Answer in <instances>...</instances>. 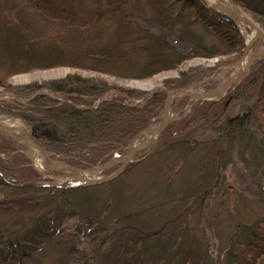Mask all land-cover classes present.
<instances>
[{
    "label": "rangeland",
    "instance_id": "1",
    "mask_svg": "<svg viewBox=\"0 0 264 264\" xmlns=\"http://www.w3.org/2000/svg\"><path fill=\"white\" fill-rule=\"evenodd\" d=\"M201 1L217 7L222 14L226 13L224 6L230 5L229 0ZM240 10L260 27L252 14ZM234 22L245 49L240 58L230 63L238 53L228 52L227 41L211 31L193 11L181 10V4L172 0H0L3 45L0 104L16 101L2 84L19 87L43 84L72 73L100 77L151 93L166 89L163 81L167 78H177L188 69L206 68L204 79H214V88L196 87L194 92L214 90L227 80L237 81L238 75L247 70L251 57L264 50V35L255 40V27L240 25L237 19ZM261 30L264 34V29ZM253 40L252 48L243 58L246 45ZM15 42L19 43L17 50H12L13 47L8 50ZM258 55L256 58H264V54ZM178 56L186 59L177 69L147 79L130 77L141 74L151 62L176 60ZM241 59L242 72L238 66ZM56 61L74 63L77 68L58 66L14 74L3 71L14 69L18 62L37 67L53 65ZM235 84L239 82L230 85L222 97L206 101H228ZM49 94L57 97L53 92ZM25 98V94L20 98L23 103ZM183 98L188 97L179 99ZM192 100L188 98L180 107L181 113ZM132 102L144 104L143 98ZM166 102L167 98L165 105ZM173 104L176 108L178 100ZM165 105L159 117L152 119V127L161 122ZM174 106L172 116L178 115ZM234 108L228 114L247 117L252 113L248 106L239 114ZM0 116L21 121L32 137L30 126L19 114L0 111ZM217 123L214 132L199 130L190 148L184 147L187 145L184 143L148 156L147 148L157 137L139 151L144 159L134 156L138 160L135 165L130 168L128 165L112 181L96 186L77 187L79 182L68 169L49 164L36 149L32 155L31 148L22 142L24 150L17 153L38 172L40 184L67 191L64 195L61 191L52 194L50 207L39 219L49 226L54 220L58 231L74 229L82 242L80 252L89 258L88 262L93 263L94 257L96 264H245L233 249L249 233L264 229V201L256 198L253 190L259 182L254 171L259 169L264 152L250 139L248 125L243 130L234 122L231 130L236 134L230 138L221 126L218 128L221 122ZM179 135L188 138L186 132ZM148 136L143 134L137 143ZM63 161L69 165L65 158ZM119 165L90 171L87 177L103 179ZM15 191L1 186L0 196ZM65 239L50 235L36 255L21 264H78L76 254L66 251ZM141 240L151 245L147 255L143 254ZM246 254L251 257L250 253ZM257 264H264V258Z\"/></svg>",
    "mask_w": 264,
    "mask_h": 264
},
{
    "label": "trees",
    "instance_id": "2",
    "mask_svg": "<svg viewBox=\"0 0 264 264\" xmlns=\"http://www.w3.org/2000/svg\"><path fill=\"white\" fill-rule=\"evenodd\" d=\"M109 1L112 0H107ZM172 2L180 3L181 10L193 11L197 18L203 19L211 31L224 42L227 41L230 49L228 52L238 53L236 58L229 60L230 63L241 57L245 44L232 18L207 7L201 0H172ZM234 2L240 9L252 14L264 29V0H234ZM1 41L0 53L3 48ZM18 46L19 43L15 42L7 48L10 50L13 47L12 50H17ZM185 59L184 56H178L176 60L160 59L156 63H149L150 65L148 64L141 74L130 77L152 78L162 72L177 69ZM17 64L14 69L3 71L14 74L58 66L77 68L74 63L73 65L57 62L53 65L44 64L37 67L20 62ZM94 70L105 73L101 69L94 68ZM206 73V68L188 69L186 72H181L177 78L165 79L164 87L167 90L188 87L202 80ZM1 86L12 93L16 101L0 104V111L19 114L30 126L32 137L38 144L62 155L69 165L78 169H90L100 160L105 163L123 155L138 133L151 127L152 119L159 117L167 98L166 89L146 93L134 87L119 86L114 81L93 76L85 77L77 73L49 80L43 84L22 87L9 84ZM202 86L213 89L214 81H206L198 88ZM49 92L57 94V97H52ZM23 94L27 96L26 103L20 99ZM139 98H143L144 104L132 102L133 99ZM229 98L228 101L223 99L199 101L193 105L185 118L170 123L158 139L148 146V156L158 153L161 149H170L184 143L187 144L184 147L190 148L200 133L199 130L214 132L217 122H221L218 128L221 126L222 131L225 130L226 136L230 138L235 137L236 133L231 127L236 122L243 130H246L248 125L250 139L257 142L256 144L264 152V58L255 61L250 74L235 87ZM177 100L176 108L173 104L176 110L173 109L178 111V115H182L180 107L188 98ZM233 103L235 105H232ZM232 106L235 107L234 111H239L238 114L247 106L251 108L252 113L247 117H240L237 114L232 116L228 114ZM181 131L186 132L187 139L179 135ZM0 133V187L16 190L0 196V264H21L25 260L32 259L50 235L61 240L66 238V251L76 254L78 264H96L94 257L91 263L88 262V257L82 256L79 247L82 242L78 240L74 229L67 227L58 231L54 220L50 227L39 219V216L41 218L50 207L49 197L57 191H61V195L67 191H62L58 186L40 184L38 172L28 160L20 158L17 153L19 150H24V145L3 131ZM141 153L135 156L142 160L145 156H140ZM136 162L138 160L133 159L129 168ZM254 174L259 176V182L253 189L254 195L264 201V159ZM84 186L77 185V187ZM141 241L138 242L143 247V254L147 255L151 245L145 240ZM241 242L235 246L233 252L237 253V257L243 263L257 264L259 259L264 258V229L258 233L256 231L249 233ZM139 243L136 242L135 246L138 247ZM245 252L250 253L251 257ZM132 256L136 257V255Z\"/></svg>",
    "mask_w": 264,
    "mask_h": 264
},
{
    "label": "water",
    "instance_id": "3",
    "mask_svg": "<svg viewBox=\"0 0 264 264\" xmlns=\"http://www.w3.org/2000/svg\"><path fill=\"white\" fill-rule=\"evenodd\" d=\"M231 6L234 9V12H232L230 14V16L233 19H240V16L238 15V12L243 14V12L235 5L233 0H229ZM244 24L247 25H251L253 27H255L257 29V35L255 37V40L258 39L260 37V35H264L261 28L258 27L254 22H251L248 18L244 19ZM254 43V40L246 47L245 53L243 55V58L247 55V53L250 51V49L252 48V45ZM261 55L264 54V50L260 51L259 53L254 54L250 61H249V66H248V70L243 73L242 75L239 74L237 81H233V80H227L225 81V83L219 87H217L214 90H211L209 92L206 93H199V92H194L192 89L196 86L201 85L202 83H204L206 80H201L200 82L192 85L191 87L188 88H178L175 89L171 92L167 93V102L165 105V109L163 111V116L161 119V122L159 123V125L156 128H148L144 131H142L141 133H139L136 138L132 141L130 147H129V152L126 156L118 158L117 160H110L108 163L106 164H99L95 167H93L92 169H90V171H98V170H104L108 167H110V165L116 164V163H121V166L118 170H116L112 175H110L107 178L104 179H99V180H95V179H88L85 178L83 176H81L79 173H82L83 171L71 167L69 165H67L66 163H64V157L59 156L58 154H56L55 152H50L48 151L46 148L41 147L40 145H38L37 143H35L32 139V137H25L22 136L20 134H16L14 133L12 130H10L6 125H4L3 123H0V130L4 131L7 133V135H9L11 138L22 141L23 143H25L27 145V147L30 148V146H33L36 150H38L42 155H44L46 157V160L49 164H57L60 165L61 167H64L66 169H68L69 172L72 173V175L81 183L85 184V185H94V184H98V183H103V182H107L110 181L112 179H114L115 177H117L120 173H122V171L125 169V167L131 162L132 157L134 156V154L136 152H138L139 150H141L142 148L146 147L151 141L152 139H154L156 136H158L166 127L168 124H170L171 122L179 119V117H171V111H172V104L174 102L175 99L177 98H181L184 96H187L189 98L194 99V103L197 101H201V100H212V99H216V98H220L224 95L225 91L228 89V87H230V85L234 84L235 82H240L250 71L251 67H252V63L253 61L256 59L257 55ZM258 55V56H259ZM242 60L241 59L238 62L239 66H242ZM222 88V90H220V88ZM193 103V104H194ZM189 105L184 113V116L187 115V113L189 112V110L191 109L192 105ZM149 134V138L147 140H145L144 142H142L141 144H136L137 139L142 135V134Z\"/></svg>",
    "mask_w": 264,
    "mask_h": 264
},
{
    "label": "bare ground",
    "instance_id": "4",
    "mask_svg": "<svg viewBox=\"0 0 264 264\" xmlns=\"http://www.w3.org/2000/svg\"><path fill=\"white\" fill-rule=\"evenodd\" d=\"M224 7H225L224 10L228 14H231L232 12H234V9L231 5L224 6ZM238 15L240 16V19H239L240 25H244L243 21L244 19H247V17L244 14H241L239 12H238ZM0 123H3L4 125H6L10 130H12L16 134H20L22 136H25L26 138L29 136L28 128L21 121L14 120V119H11L5 116H0ZM30 148H31L30 151L33 153L32 155H34L36 151L35 148L33 146H30Z\"/></svg>",
    "mask_w": 264,
    "mask_h": 264
}]
</instances>
